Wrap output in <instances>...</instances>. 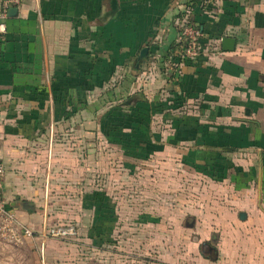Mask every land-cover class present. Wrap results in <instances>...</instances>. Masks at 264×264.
Listing matches in <instances>:
<instances>
[{
    "label": "crops",
    "instance_id": "crops-1",
    "mask_svg": "<svg viewBox=\"0 0 264 264\" xmlns=\"http://www.w3.org/2000/svg\"><path fill=\"white\" fill-rule=\"evenodd\" d=\"M111 2L23 0L16 15L0 18L8 210L39 236L45 263L62 264V240L44 238L43 223L62 224V203L88 197L80 188L88 175L113 171L117 160L122 171L175 166L231 188L209 197L218 210L210 225L200 216L188 224L201 249L214 246L212 264H264V0H118L106 20ZM185 16L202 31L201 54L178 68ZM224 38L236 41L233 51L223 50ZM146 47L147 65L138 69ZM138 103L154 109L143 139L158 149L148 160L102 131L109 110ZM90 194L95 209L101 198L110 206L106 193ZM93 214L88 237L100 248L105 241L94 237L113 230ZM216 232L218 249L209 238Z\"/></svg>",
    "mask_w": 264,
    "mask_h": 264
},
{
    "label": "rangeland",
    "instance_id": "rangeland-1",
    "mask_svg": "<svg viewBox=\"0 0 264 264\" xmlns=\"http://www.w3.org/2000/svg\"><path fill=\"white\" fill-rule=\"evenodd\" d=\"M115 166L111 172L104 169L86 177L80 188L87 198L62 203V224L57 225L77 231L76 237L62 240V264H212L202 253L197 230L188 224L200 216L210 225L218 210L209 197H220L231 188L224 183L205 184L197 173L170 165L160 166L158 171H122L117 160ZM95 189L106 193L110 207L113 205L107 226L113 232L109 237H94L96 242L105 241L97 245L100 248H94L88 237L95 210L90 191ZM221 236L214 233L210 243L217 248ZM37 238L15 242L0 237V264H46Z\"/></svg>",
    "mask_w": 264,
    "mask_h": 264
},
{
    "label": "built area",
    "instance_id": "built-area-1",
    "mask_svg": "<svg viewBox=\"0 0 264 264\" xmlns=\"http://www.w3.org/2000/svg\"><path fill=\"white\" fill-rule=\"evenodd\" d=\"M23 0H4L3 10L0 18L7 19L9 10L17 8L21 5ZM0 33H6L5 23H0ZM203 37L202 31L199 27L193 24L188 16L180 23V41L181 49L179 50L180 64L196 59L201 54V39ZM6 175V168L0 161V237L10 241L19 242L24 239H32L34 232L21 223L16 217L15 213L8 210L4 200V179ZM42 236L44 238H51L54 240H67L77 236L75 227L62 225H49L47 222L43 223Z\"/></svg>",
    "mask_w": 264,
    "mask_h": 264
},
{
    "label": "trees",
    "instance_id": "trees-1",
    "mask_svg": "<svg viewBox=\"0 0 264 264\" xmlns=\"http://www.w3.org/2000/svg\"><path fill=\"white\" fill-rule=\"evenodd\" d=\"M178 46L180 50L181 43ZM166 106L168 107V105ZM153 114V108L139 103L128 108L114 107L105 114L102 131L112 143L122 146L125 153L131 154V157L148 160L150 155L155 152V149H158L152 147L148 139H143V137L148 135L147 130ZM127 130H130V133H126L125 131ZM145 143L146 146L142 148V144ZM136 149L145 150L149 154L137 155L135 154ZM159 150L162 151L163 148L159 147ZM109 209L111 210V207L103 201L96 206L95 211L98 212V220L101 221L102 219V228L108 226L106 223L109 224Z\"/></svg>",
    "mask_w": 264,
    "mask_h": 264
},
{
    "label": "water",
    "instance_id": "water-1",
    "mask_svg": "<svg viewBox=\"0 0 264 264\" xmlns=\"http://www.w3.org/2000/svg\"><path fill=\"white\" fill-rule=\"evenodd\" d=\"M118 0H112L111 2V11L108 12L105 15V19L107 20L108 18H111L113 16H115L118 12ZM18 13V10L16 8H12L9 10V14L10 15H16ZM235 45H236V41L232 38H224L222 40V47L224 51H233L235 49ZM148 57H149V48L146 47L144 49H142V51L139 54L138 60H137V68L138 69H142L147 65L148 62ZM129 104V103H128ZM199 145L201 143H198ZM246 215L245 214H240V219L241 220H246ZM210 258H212L213 260L216 259V253H215V249L211 248V253H210Z\"/></svg>",
    "mask_w": 264,
    "mask_h": 264
},
{
    "label": "flooded vegetation",
    "instance_id": "flooded-vegetation-1",
    "mask_svg": "<svg viewBox=\"0 0 264 264\" xmlns=\"http://www.w3.org/2000/svg\"><path fill=\"white\" fill-rule=\"evenodd\" d=\"M211 248H214V246L212 244H205L202 247V251H203V253H205L206 255L209 256L211 253ZM215 253H216V251H215Z\"/></svg>",
    "mask_w": 264,
    "mask_h": 264
}]
</instances>
